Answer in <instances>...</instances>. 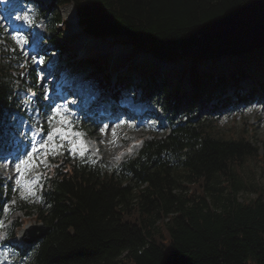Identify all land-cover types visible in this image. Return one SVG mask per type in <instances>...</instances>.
Segmentation results:
<instances>
[{"label": "trees", "instance_id": "trees-1", "mask_svg": "<svg viewBox=\"0 0 264 264\" xmlns=\"http://www.w3.org/2000/svg\"><path fill=\"white\" fill-rule=\"evenodd\" d=\"M249 1L50 0L38 10L36 18L46 26L45 50L56 51L68 72L94 78L98 88L111 85L107 63L99 72V58L87 63V56L79 60L85 68L78 70L66 55L74 36L57 34L67 22L56 8L71 4L80 32L88 37H110L130 47L122 62L126 70L116 71L112 80V95L132 93L160 106L166 129L142 138L133 154L112 166L65 147L45 154L31 194L18 196L0 171V220L8 232L2 243L29 221L49 226L33 244L10 250L13 264H264V187L239 200L237 182L246 163H264V139L258 147L243 134L217 131L225 111L264 98V47L223 63L189 55L198 31ZM4 35L0 27L1 146L12 143L13 115L27 116L19 87L30 89L29 104L42 116L52 110L32 64H21L26 78L12 75L21 60ZM139 54L171 65L170 70H159L156 63L130 65ZM6 208L26 216L3 218Z\"/></svg>", "mask_w": 264, "mask_h": 264}, {"label": "rangeland", "instance_id": "rangeland-1", "mask_svg": "<svg viewBox=\"0 0 264 264\" xmlns=\"http://www.w3.org/2000/svg\"><path fill=\"white\" fill-rule=\"evenodd\" d=\"M48 2L49 0H15L16 4L12 13L8 14L9 12L7 9L0 10V27H2L5 32L4 36L16 46V57L21 60L20 65L12 69V75H16L19 78H26L28 71L24 70V68L22 70L21 64H32L33 71L37 74V84L40 86L41 92L44 93V96L53 97L52 103L54 104L52 113L47 116H42L39 111L34 110L32 105L29 104L32 97L30 91L23 87H19L17 90L22 102V110H25L27 115H29L32 121L38 124V126L46 127V134H42L37 128L26 127L25 119L19 115H14L10 120L9 124L12 125V127H8V129L17 130L20 133L10 132L12 142L14 145L19 146L20 149L15 155H13V152L10 153L14 162L8 164L7 159L10 155L4 147H0V171L7 178L10 185L8 187H10L12 191H15L18 196L31 194L32 186L39 174V159H43L44 154L61 151V147H65L70 152L87 153L88 155L95 156L108 166H112L124 156L133 154L139 147L142 138H150L152 135H161L166 129V122L160 115L161 109L158 105L152 106V104H150L151 107L148 108V112L152 115L150 116L151 119L146 117L139 119L138 117L127 115L125 112L120 111V109L118 112L112 113L108 106L109 103L113 104V102L108 100V103H105V101H107L105 99L111 97L109 95V89L105 90L107 92L103 91L101 95H98L102 90L96 88L93 83L94 78L80 73H78L77 76L81 75L84 79L82 92L88 90V94L95 96L94 100H91L94 108L82 112L73 109L66 111L63 110L61 104L56 103L54 95H57V98L61 97L60 92L57 91L59 86L56 87L52 79L47 81L48 84L45 83V80L50 75V63H55L58 55L56 56L51 53L48 57L43 58L44 51H41V48L46 42L44 40V33L46 32L45 27L43 23L32 27V25L36 23L38 10L44 7ZM55 11L60 15L63 21L67 22V29L58 31L57 34L61 37L74 36L71 41L72 51L66 55L71 57L72 62H74L73 64L77 65L78 70L85 68L84 65H80L79 60L87 56H89V59L86 61L87 63H91L94 57L99 58L100 62L103 64V66L98 69L99 72H101L102 68L105 66L104 62L107 63V71L111 74L112 87V80L117 74L116 71L124 72L126 70L127 65H125V63L122 64V62L128 56L130 48L125 45L117 44L110 37L97 40L80 32L77 18L75 17V9L71 4L59 6ZM39 36H41V38L36 40ZM51 52L54 53L53 50ZM226 61L227 57H221L218 63ZM139 63L146 66H149L151 63H156L159 70L165 71L170 70L171 67V65L155 60L148 54L137 55L129 64L135 65ZM175 68L178 69V66ZM201 68L204 67L202 66ZM57 71V68H54L53 72L57 73ZM70 74L72 76L75 75L65 71L59 76V78L67 77V80L63 83L64 87L69 88L75 80L68 79L69 76L67 75ZM247 83L248 80L245 79L242 84L245 85ZM128 85L131 88H135L134 86L136 83L131 78ZM181 85H185V82L181 81ZM105 93L108 94L106 98ZM228 93L230 94L231 91ZM77 98L78 99L70 98L69 102L72 104L78 103L79 107H81L80 101H82L83 97ZM104 108L107 110L106 116L100 115ZM86 116L92 118L95 124L89 119H82ZM157 122L160 124V128H157ZM74 123H80V127L75 128ZM56 129L61 130V135L55 136L54 133V138L48 141V148L41 149L35 154L38 166L30 165L27 168L22 166V173H18L15 165L19 160L26 158L34 144L39 146L47 138L48 132ZM217 131L221 135H227L228 133L243 134L244 136L250 137L249 140L254 145L260 147L264 139V98L239 106L236 111H225L218 118ZM37 134H39L38 137L36 136ZM22 135L25 137V141ZM27 139L31 140L29 146L26 145ZM7 142L9 144V141ZM74 147L76 149L75 151H73ZM52 149H54V151H52ZM18 179L20 181L19 184H17ZM237 182L240 185L238 188L239 200L253 197L255 193L252 191V188L257 186L264 187V163L259 160L246 163L241 170V175L237 179ZM11 202L12 201L9 203ZM2 214L3 218H8L9 220L14 218L20 219L26 216L21 210L10 212L9 208L4 209ZM28 218H30V215H28ZM33 223V221H29L21 228L19 227L13 239H10L8 243H2V241L8 239V232H6L3 227L2 219L0 220V264H13L10 250L25 246L21 241L23 230Z\"/></svg>", "mask_w": 264, "mask_h": 264}, {"label": "water", "instance_id": "water-1", "mask_svg": "<svg viewBox=\"0 0 264 264\" xmlns=\"http://www.w3.org/2000/svg\"><path fill=\"white\" fill-rule=\"evenodd\" d=\"M264 47V0H250L237 11L223 15L197 32L189 55L194 60L237 57ZM49 226L33 223L23 230L21 240L33 244L48 233Z\"/></svg>", "mask_w": 264, "mask_h": 264}, {"label": "snow or ice", "instance_id": "snow-or-ice-1", "mask_svg": "<svg viewBox=\"0 0 264 264\" xmlns=\"http://www.w3.org/2000/svg\"><path fill=\"white\" fill-rule=\"evenodd\" d=\"M51 119V118H50ZM54 133L55 136H60L61 135V130L60 129H56L53 131H49L47 134V138L39 145H33L32 150L30 152H28L27 157L24 159L19 160V162L15 165L16 171L18 173H22V166H24L25 168H27L28 166H38L37 165V158L35 156V154L40 151L41 149H46L48 148V141L52 140L54 138ZM66 138V137H65ZM75 147L73 148V151H75ZM52 151H54V149H52ZM82 154V153H81ZM46 161L43 160L42 158L39 159V163H45ZM20 181L19 179L17 180V184H19Z\"/></svg>", "mask_w": 264, "mask_h": 264}, {"label": "bare ground", "instance_id": "bare-ground-1", "mask_svg": "<svg viewBox=\"0 0 264 264\" xmlns=\"http://www.w3.org/2000/svg\"><path fill=\"white\" fill-rule=\"evenodd\" d=\"M76 17V16H75ZM78 24V23H77ZM98 95H101V93L100 94H98ZM104 97V96H103ZM102 112L104 113V114H107V110H105V108H104V110H102ZM98 122H100V121H98Z\"/></svg>", "mask_w": 264, "mask_h": 264}]
</instances>
